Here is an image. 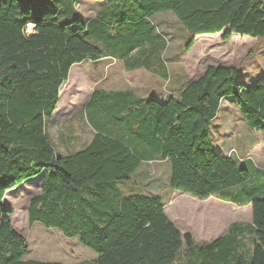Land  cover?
Here are the masks:
<instances>
[{"label":"trees","instance_id":"16d2710c","mask_svg":"<svg viewBox=\"0 0 264 264\" xmlns=\"http://www.w3.org/2000/svg\"><path fill=\"white\" fill-rule=\"evenodd\" d=\"M79 1L62 10L56 0H0V264H61L25 260L29 245L4 202L29 181L40 189L29 223L78 238L96 253L94 264H264L263 188L237 190L249 172L235 157L219 156L211 137L224 99L264 132V77L246 84L235 68L210 66L165 101L96 90L85 111L93 108L110 132L93 128L92 140L67 154L56 152L45 126L74 65L112 58L128 71H159L168 44L152 16H176L191 37L189 51L197 36H264V0H97L104 8L91 21L76 11ZM30 24L33 35H25ZM150 162L170 164L174 191L206 200L226 190L222 200L251 204V223H233L196 246L160 197L124 196L121 185Z\"/></svg>","mask_w":264,"mask_h":264},{"label":"rangeland","instance_id":"374dc122","mask_svg":"<svg viewBox=\"0 0 264 264\" xmlns=\"http://www.w3.org/2000/svg\"><path fill=\"white\" fill-rule=\"evenodd\" d=\"M56 1L58 6L64 10L71 0ZM99 2L97 0H81L76 4L75 9L85 21L93 20L103 8ZM150 22L156 29V33L161 34L168 44L157 75L146 71L128 72L123 63L111 59L102 60L104 62L96 65L83 63L75 66L73 72L71 70L73 74L71 80H68L61 89L59 108L53 118L47 119L45 124L48 139L58 154H67L82 149L91 141L93 128L110 132L105 124L100 127L93 119V108L88 113L85 111L88 96L95 89L132 91L143 98L153 96L158 101H165L168 96L181 89L186 82L200 78L210 66L233 67L238 72V78L246 84H249L250 79L264 75V36L256 39L234 36L226 42L222 40L221 35L198 36L194 38L193 47L186 51V45L191 37L176 16L173 14L152 16ZM28 34L33 35V28ZM94 70L97 71L94 72ZM233 101V99H226L221 102L219 118L215 119L211 126L212 140L216 145L218 143L217 134L222 131L221 140H225L229 145L226 150L236 149V154L232 153L235 151L232 150L231 155L240 161L241 157L248 154L250 148L255 152V155L252 156L255 162L264 167V146L259 142L264 141V132L250 129L245 122V126L240 123L236 129L233 128L232 121L226 122L227 129L224 126L223 115H231L239 121L243 119ZM236 115L239 116L236 117ZM224 128L226 130H223ZM243 166L248 170L250 178L243 185L236 187L237 190H244L245 187L258 188L259 186L264 189L262 172L250 161H247ZM170 178V164L167 162L143 163L131 175V180L121 185V189L128 193L157 191V194H162L164 197L165 211L168 217L177 218V220L182 218V230H191L192 228L185 223V219L187 220V212H184L187 207L186 202L192 200L194 204H199L203 201L187 194H175L169 187ZM38 187L39 184L31 182L6 197L4 202L5 205L13 207V226L29 245L25 260L79 264L92 260L91 257H96V253L83 246L78 238L68 239L59 230L48 229L40 223L33 225L29 223L28 207L30 199L39 193ZM229 193L226 190L217 192L212 198H216L217 195L225 198ZM8 199H11L10 203L7 201ZM207 207L211 210L209 214H212L215 205L210 203ZM192 208L193 213L198 215L204 211L197 205H193ZM181 211L184 212V215L180 218L179 212ZM227 211L231 210L227 209ZM250 215L249 208H243L236 211L235 220L248 222L251 220ZM196 217L202 218V216ZM223 222L226 224L228 221ZM215 227V232L223 231L221 225ZM195 228H197L195 233H201L200 227ZM207 231L212 233V228Z\"/></svg>","mask_w":264,"mask_h":264},{"label":"crops","instance_id":"0c3cea01","mask_svg":"<svg viewBox=\"0 0 264 264\" xmlns=\"http://www.w3.org/2000/svg\"><path fill=\"white\" fill-rule=\"evenodd\" d=\"M100 5H103V8H104V3H101ZM102 8V9H103ZM101 9V10H102ZM100 10V11H101ZM166 15V14H165ZM98 16V15H97ZM155 16H157V15H155ZM163 16V15H162ZM96 19V18H95ZM94 20V19H93ZM89 21H91V20H89ZM217 35H221V34H217ZM207 36V35H206ZM198 37V36H197ZM234 37V36H233ZM237 37H240V36H237ZM109 59H111V60H115V61H118V60H116V59H112V58H106V59H102V60H104V61H106V60H109ZM102 60H100V61H98V62H95V61H86V62H84V64L85 63H89V64H99V63H101V62H104V61H102ZM119 62H121V61H119ZM122 63V62H121ZM83 64V63H82ZM79 65H81V64H79ZM124 65V64H123ZM75 66H77V65H74L72 68H71V70H72V72H73V69H75ZM124 67H125V65H124ZM225 67H229V66H225ZM125 69H126V67H125ZM71 70H70V72H71ZM127 70V69H126ZM97 70H94V72H96ZM128 71V70H127ZM136 71H146V72H150V71H147V70H145V69H138V70H136ZM72 72H71V74L69 73V81L71 80V78H72ZM128 72H135V71H128ZM151 74H155V75H157V70H154V71H152V72H150ZM205 73V72H204ZM204 75V74H203ZM202 75V76H203ZM201 76V77H202ZM83 77H85V75H83ZM200 77V78H201ZM261 77H264V75L263 76H260V77H258V78H252V79H250L249 80V84H251V83H253L254 81H256L257 79H259V78H261ZM199 79V78H198ZM197 79V80H198ZM197 80H190V81H197ZM189 82V81H188ZM67 83V82H66ZM65 83V84H66ZM187 83V82H186ZM185 83V84H186ZM184 84V85H185ZM184 85H183V87H184ZM96 90H104V89H95V90H93V92H91L90 93V95L88 96V99H87V103H86V106H87V104L89 103V101H90V99H91V97H92V95H93V93H94V91H96ZM104 91H108V92H119V91H109V90H104ZM60 93H61V91H60ZM224 100H226V99H224ZM234 102V101H233ZM235 104V103H234ZM58 108H59V106H58ZM58 108H57V110H58ZM86 108V107H85ZM218 117H216V119L217 118H219V115H217ZM237 116H239V115H236V117ZM223 121H224V126L226 127V129H227V126H226V122L227 121H232L233 123V128H235L236 129V127L237 126H239V124L240 123H242V126L245 124L244 123V120L242 121L239 117V119L241 120V121H239V120H236L237 118H235V117H231V115H223ZM238 121V122H237ZM245 126V125H244ZM230 126H229V124H228V128H229ZM225 128L223 129V130H226ZM221 133L220 134H217L218 135V143L215 145L214 144V141L212 140V142H213V146H214V148L216 149V151H217V153H218V155L219 156H221V157H224V158H228V157H234V155H231V151L232 150H235V151H232V153H235L236 154V149L235 148H230L228 151L226 150V149H228V144H227V142L225 141V140H221V134H222V131H220ZM225 136V135H224ZM93 137V136H92ZM92 140V139H91ZM263 146H264V141H259ZM255 155V152L253 151V150H250V148L248 149V154H246V156L245 157H241V159H240V161L242 162V165H245L246 163H247V161H250V162H252V165L254 166V167H256L260 172H262V174L264 175V167H262V166H259L256 162H255V160L253 159V157L252 156H254ZM150 163H153V162H150ZM32 181H29V182H27L25 185H23V187L24 186H26V185H28L29 183H31ZM23 187H21V189L23 188ZM247 187H245V189H246ZM249 188V187H248ZM171 191H173L175 194H182L181 192H178V191H174V190H172V189H170ZM18 191V189H15L13 192H17ZM171 191H170V193H171ZM262 193H263V196H264V189H261L260 190ZM39 193H40V189H39ZM38 193V194H39ZM12 194H14V193H11V194H9L8 196H10V195H12ZM37 194V195H38ZM123 194H124V196H128L129 195V193L128 192H123ZM147 196H151V197H160L162 200H163V202H164V204H165V209H166V203H165V200H164V197L162 196V194H157V191H155V192H148V193H145ZM36 195V196H37ZM172 195V194H171ZM171 195H170V197H171ZM7 196V197H8ZM176 196V195H175ZM35 196H33L32 198H34ZM177 197V196H176ZM216 198H212V196L211 197H209L208 199H206V200H201V201H203V203H199V204H194L193 202H192V200L191 201H188V202H186V205H187V207L184 209V212L186 213V215H187V220L185 219V223H186V225L188 226V227H190V228H192L191 230H186V231H183L182 230V222H183V219L181 218V216H183L184 215V212L183 211H181V212H179V217L181 218V219H179V220H177V218H171L170 217V219H171V221L177 226V228L183 233V234H185V233H190V234H192V236H193V238H194V241H195V245L196 246H203V245H205V244H208V243H210L211 241H213V240H216L217 238H219V237H221V236H224L225 234H227V232H228V229H229V227H230V225L231 224H233V223H240V224H249V223H251V220H252V211H251V204H246L245 206H238V205H236V204H234V203H231V202H227V201H224V200H222L223 198L220 196V195H217V196H215ZM31 198V199H32ZM194 198V197H193ZM13 199V198H12ZM30 199V200H31ZM197 199V198H196ZM9 200H11V199H8L7 201L10 203L11 201H9ZM210 203H213L214 205H215V208H214V210H213V213L212 214H209V212L211 211L207 206L210 204ZM193 205H197V206H200V207H202V209H204V211H202V213H200L199 215L197 214V213H193L194 212V210H193V208H192V206ZM228 208H227V207ZM212 208V209H213ZM247 209V208H249V210H250V212H251V215H250V217H251V220L250 221H248V222H241V221H238V220H235V213H236V211L238 210H242V209ZM227 209H230L231 211L230 212H228L227 211ZM14 215V214H13ZM196 216H202V218L201 219H199V218H197ZM208 216V217H207ZM223 221H228L226 224H225V222H223ZM222 224H225V225H222ZM219 225H221L222 227H223V231L222 232H215V229L214 228H216L215 226H219ZM200 227L201 228V233L200 232H198V233H195V231L197 230V228H195V227ZM206 228V229H205ZM209 228H212V233H210L209 231H207ZM213 229H214V231H213ZM215 232V233H214ZM91 259L92 260H89V261H84V262H88V263H90V264H94L95 263V261H96V259H97V255H96V257H91ZM81 263H83V262H81ZM80 264V263H79Z\"/></svg>","mask_w":264,"mask_h":264},{"label":"clouds","instance_id":"9594fccd","mask_svg":"<svg viewBox=\"0 0 264 264\" xmlns=\"http://www.w3.org/2000/svg\"><path fill=\"white\" fill-rule=\"evenodd\" d=\"M34 26L33 25H28L27 31L25 32V35H27L28 32H30L32 30Z\"/></svg>","mask_w":264,"mask_h":264}]
</instances>
